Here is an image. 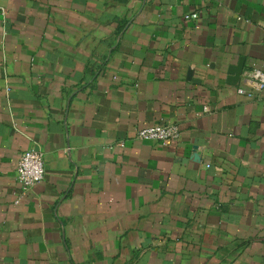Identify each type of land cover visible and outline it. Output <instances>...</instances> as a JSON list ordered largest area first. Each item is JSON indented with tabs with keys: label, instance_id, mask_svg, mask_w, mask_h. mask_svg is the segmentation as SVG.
<instances>
[{
	"label": "crops",
	"instance_id": "1",
	"mask_svg": "<svg viewBox=\"0 0 264 264\" xmlns=\"http://www.w3.org/2000/svg\"><path fill=\"white\" fill-rule=\"evenodd\" d=\"M255 68L264 0H0V264H264Z\"/></svg>",
	"mask_w": 264,
	"mask_h": 264
},
{
	"label": "built area",
	"instance_id": "2",
	"mask_svg": "<svg viewBox=\"0 0 264 264\" xmlns=\"http://www.w3.org/2000/svg\"><path fill=\"white\" fill-rule=\"evenodd\" d=\"M197 13L186 15V18H197ZM246 83L256 86L257 91L264 89V70L255 68L245 74ZM237 92L252 97L254 92L245 86H239ZM181 131L176 124H156L138 130L137 137L142 141H155L163 145L173 139H178ZM45 177L44 155L32 147L23 151L17 162V180L24 192L32 189Z\"/></svg>",
	"mask_w": 264,
	"mask_h": 264
},
{
	"label": "water",
	"instance_id": "3",
	"mask_svg": "<svg viewBox=\"0 0 264 264\" xmlns=\"http://www.w3.org/2000/svg\"><path fill=\"white\" fill-rule=\"evenodd\" d=\"M244 67H245V59L244 57L239 60V62L235 65H230L228 67V74H229V79L233 81H239L241 78L243 72H244ZM192 72L190 71L189 74Z\"/></svg>",
	"mask_w": 264,
	"mask_h": 264
}]
</instances>
